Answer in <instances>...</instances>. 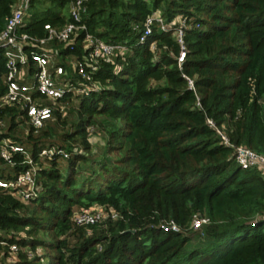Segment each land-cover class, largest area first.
Segmentation results:
<instances>
[{
	"label": "trees",
	"instance_id": "trees-1",
	"mask_svg": "<svg viewBox=\"0 0 264 264\" xmlns=\"http://www.w3.org/2000/svg\"><path fill=\"white\" fill-rule=\"evenodd\" d=\"M17 1L0 0V32ZM75 1L31 0L21 31L44 37L46 24L70 20ZM154 13L167 28L155 22L141 40ZM82 22L124 49L100 57L93 70L83 33L47 47L63 78L84 89L59 101H76L65 145L46 144L43 135L56 138L47 124L40 137L28 133L27 144L16 134L20 119L28 123L21 105L0 107V179L35 170L37 182L27 200L0 187V254L15 245L18 256L0 264H264V173L243 169L218 132L264 154V0H89ZM86 57L91 80L75 64ZM6 73L0 50V98ZM94 131L106 140L95 152ZM94 206L118 217L75 222L77 211ZM197 216L209 223L194 230ZM172 222L180 229L163 228Z\"/></svg>",
	"mask_w": 264,
	"mask_h": 264
},
{
	"label": "built area",
	"instance_id": "built-area-1",
	"mask_svg": "<svg viewBox=\"0 0 264 264\" xmlns=\"http://www.w3.org/2000/svg\"><path fill=\"white\" fill-rule=\"evenodd\" d=\"M89 0H76L70 8V20L62 26H55L51 23L45 25L46 35L44 37H33L28 33L22 32L26 17L30 16L29 8L31 0H18L12 7L11 14L6 18V27L0 32V50H4L7 59L6 83L7 89L0 98V107L4 105L20 104L26 113L28 123L36 130L43 128L49 121L55 109L60 108L59 101L68 95H76L84 92L79 86L73 85L71 79L63 78L65 69L57 63L53 51L47 47L54 41L70 43L74 37L83 33L82 42L84 47L91 49L89 57L92 59L89 67L93 70L97 68L96 63L100 57L107 58L116 51H122L124 47L119 44H108L97 39L88 31L87 26L82 22V17L87 11V2ZM158 22L162 28L166 29L160 13L150 15L145 23V32L141 40L152 33V25ZM182 25L186 24V19L179 17L177 19ZM174 34L182 47L179 61L183 62L186 57L185 32L182 27L174 31ZM34 47L43 48L42 52ZM155 46L153 45V48ZM86 57L84 62H77L78 71L86 80L92 77L86 73ZM33 66L34 83H26L24 68ZM191 87H194L190 80ZM85 92L86 89H85ZM212 127H216L213 120L208 121ZM222 142L234 150L235 159L243 169L258 168L264 173V154L247 147L246 145H236L231 142L225 131L218 129ZM10 150L23 152L22 146L10 145ZM49 152L52 153V150ZM43 153H46L44 151ZM2 157L11 163V157L8 149H3ZM67 156V155H66ZM36 171L29 170L20 174L14 180L0 179V187L17 189V194L24 200L30 199L36 195L37 182L35 179ZM110 217H118V214L112 209L107 211L102 206L83 208L76 212L74 220L79 225L96 224L99 221ZM209 223V218L197 216L194 218L192 228L194 230L202 229ZM165 230H179L175 223L164 225ZM12 250H17L15 245Z\"/></svg>",
	"mask_w": 264,
	"mask_h": 264
},
{
	"label": "rangeland",
	"instance_id": "rangeland-1",
	"mask_svg": "<svg viewBox=\"0 0 264 264\" xmlns=\"http://www.w3.org/2000/svg\"><path fill=\"white\" fill-rule=\"evenodd\" d=\"M64 47V46H61ZM75 58L74 57H70L68 58V63L70 64H74L75 62ZM76 64V63H75ZM24 74L26 77L25 82L29 83V84H33L34 83V75L31 72V70L29 68H24ZM264 103V100L262 101ZM60 108L59 111V115L57 114V111L55 110L53 117L46 123L47 127H45V129H53V133L54 135H56V138H50V137H45V135H43L42 137L44 141H46L48 143L51 142H55L56 145H65V142L62 138V135L66 132L71 131V124L74 123L75 119H76V114H75V107H76V101H67L63 102L62 105L60 104ZM22 121V122H21ZM8 128V127H7ZM7 128L5 129V131L7 130ZM44 128H41L39 130L34 129L29 123H27V121L21 120L20 119V124L18 125L17 129H16V134L19 138H21L23 141H25L27 144H30V141L27 140L28 137V133L32 134L33 136L35 135V137H40L42 130ZM41 137V138H42ZM89 141L93 144L94 146V152L98 150V147H101L105 144V138L103 133H99V132H93L92 134H90V136L88 137ZM72 143H74V145H79V142H75L72 141ZM31 145V144H30ZM81 147V146H80ZM42 164L43 166H47L48 163L47 161H40L38 163ZM68 164L65 163L64 166H67ZM3 169H5V172L8 173L10 171H12L11 166L3 164V166H1ZM78 208H75V211H77ZM1 235V234H0ZM15 250H12L13 253H6L5 251H3L0 254V263H12L15 262L17 260V255L14 252Z\"/></svg>",
	"mask_w": 264,
	"mask_h": 264
},
{
	"label": "water",
	"instance_id": "water-1",
	"mask_svg": "<svg viewBox=\"0 0 264 264\" xmlns=\"http://www.w3.org/2000/svg\"><path fill=\"white\" fill-rule=\"evenodd\" d=\"M132 232H135V230H132Z\"/></svg>",
	"mask_w": 264,
	"mask_h": 264
}]
</instances>
